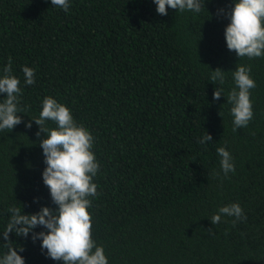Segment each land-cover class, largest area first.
<instances>
[{
	"label": "trees",
	"instance_id": "16d2710c",
	"mask_svg": "<svg viewBox=\"0 0 264 264\" xmlns=\"http://www.w3.org/2000/svg\"><path fill=\"white\" fill-rule=\"evenodd\" d=\"M233 3L206 0L199 13L162 16L153 0H69L67 12L50 0H0V75L11 59L24 110L21 124L0 131V232L9 207H57L42 180L45 134L36 136L33 121L51 96L94 137L99 195L88 211L108 264H264V57L227 49L229 20L217 10ZM236 65L251 66L256 87L253 118L234 132L226 101ZM25 66L35 69L31 86ZM216 68L225 71L222 85L210 79ZM217 87L223 96L213 100ZM205 132L212 141L201 145ZM218 147L233 157L227 178ZM230 203L246 220L212 225ZM30 237L9 234L25 264H63ZM6 251L0 238V256Z\"/></svg>",
	"mask_w": 264,
	"mask_h": 264
},
{
	"label": "clouds",
	"instance_id": "9594fccd",
	"mask_svg": "<svg viewBox=\"0 0 264 264\" xmlns=\"http://www.w3.org/2000/svg\"><path fill=\"white\" fill-rule=\"evenodd\" d=\"M51 5L69 10V0H50ZM206 0H153L156 12L162 16L168 14V9L178 12L191 11L195 13L205 9ZM225 15L229 23L224 29L227 49L234 51L239 58L248 59L264 57V0H234L233 6L227 13L218 9L217 15ZM23 83L31 86L35 83V69L27 66L22 68ZM250 65H236L232 71L235 87L227 93V103L231 105L230 114L233 117V131L246 128L253 118V106L250 99L251 89L256 87L250 76ZM211 81L222 85L225 81V71L216 68L211 71ZM21 81L12 74V60L2 69L0 75V93L6 97L0 102V131H12L13 127L23 121L18 113L24 110L18 105L22 89ZM224 89L217 87L213 91V100L223 96ZM38 125L37 137L44 133L39 140L44 164L42 172L44 185L49 189L55 210L41 207L34 214L22 212L20 207H9L11 214L6 227L0 232V238L7 249L0 256V264H25L24 248L14 246L9 234L29 238L33 242L40 240L41 252L46 250V257L63 264H108L103 246L92 238V217L88 211L92 206L91 198L99 195L97 184L93 182L100 165L92 151L94 137L83 125L74 120L71 110L57 102L51 96L42 100V110L39 118L33 119ZM47 121L55 127L47 126ZM31 128V122L25 123ZM212 141L208 133L199 139L201 145ZM220 157V171L227 178L229 172L235 171L233 157L225 147L216 149ZM219 176L220 173H214ZM222 217H232L233 226L246 220V215L239 203H230L218 208L212 215V225L221 223ZM41 227L46 231L36 232ZM212 234V229H208Z\"/></svg>",
	"mask_w": 264,
	"mask_h": 264
}]
</instances>
